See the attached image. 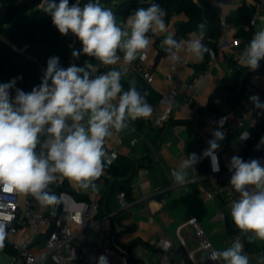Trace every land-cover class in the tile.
<instances>
[{"label": "clouds", "instance_id": "obj_1", "mask_svg": "<svg viewBox=\"0 0 264 264\" xmlns=\"http://www.w3.org/2000/svg\"><path fill=\"white\" fill-rule=\"evenodd\" d=\"M49 15L61 35L73 34L81 49L73 50V59L80 55L94 58L98 64L85 61L82 66L70 63L63 67L58 56L47 59L40 83L25 92L18 88L21 76L0 83V184L7 190L31 195L44 207L60 203V197L51 191L52 185L63 180L74 182L84 189L96 190L95 181L115 159L109 154L106 141L113 132H122L140 118H148L152 106L146 94L134 85L124 90L121 83L128 66L137 58L143 60L144 51L151 44V36L167 33L162 41L166 58L177 63L179 53L186 51L202 60L211 50L203 43L206 23L198 24L199 36L193 33L188 40L175 38L168 30L167 11L156 0L148 7H138L125 20H117L116 12L104 7L101 0H42L38 8ZM120 53L123 54L122 58ZM122 59V63H121ZM264 60V27L258 28L249 43L238 54L241 66L256 71ZM100 72V66H116ZM254 109L264 113V101L251 95ZM227 117L216 122L202 153H190L171 176L177 185L189 182V170L195 171L204 157L211 160L213 172H219L217 150L226 138L223 130ZM264 145L262 137L256 148ZM229 184L238 193L230 204V216L240 237L248 243L264 241V165L259 159L245 161L234 155L229 164ZM5 236V225L0 224V244ZM237 237L223 250L212 249L205 260L221 264H250L244 254V245ZM97 264H109L106 255H100ZM264 264V255L257 258Z\"/></svg>", "mask_w": 264, "mask_h": 264}, {"label": "crops", "instance_id": "obj_2", "mask_svg": "<svg viewBox=\"0 0 264 264\" xmlns=\"http://www.w3.org/2000/svg\"><path fill=\"white\" fill-rule=\"evenodd\" d=\"M247 3L255 5L260 15L257 24L251 30L252 38L258 28L264 27V5L257 6L255 0H247ZM218 5L221 6V13L233 18L242 4L240 0H228ZM116 16L118 22L125 20L122 16ZM185 20L184 14L173 16L166 22L168 30L176 35L177 25ZM198 32L199 30L191 32L183 39L188 40L192 38L193 33L197 35ZM166 35L167 33H160L157 36L164 39ZM68 38L72 51L81 49V44L76 43L73 34L69 33ZM213 48L215 52L211 51V54L212 52L218 54L217 41L214 42ZM161 51L156 45H152L148 65L154 73L153 84H149L141 73L135 70L133 64L128 66L126 75L121 78L129 86L134 85L138 91H145L147 101L152 106V113L148 118H140L131 123L130 127L122 132L114 131L113 136L106 141V150L113 148L119 153L116 162L119 171L128 170L127 176L133 171L135 174L131 184V198H128L133 205L127 210L118 208L117 196L112 204H107L109 186L106 177L108 176L112 183L124 179L109 175L105 168L103 175L95 181L102 191L100 216L106 218L101 239L110 250L117 252L121 257L143 264H158L161 261V250L157 241L163 235H167L175 246L180 248L176 254L178 263L193 264L177 238L178 227L191 216L198 218L208 239L217 250L229 247L234 239L240 237L230 216V204L235 199V194L230 189L229 182L213 184L208 176L210 168L208 157H204L195 165V171L189 170L187 184L177 185L171 176L172 170L178 168L181 161L190 153L199 156L207 149L205 137L212 129L208 126L211 113L206 107L216 88L227 77L229 59L226 57L224 63L213 64L211 55L207 59L204 55L200 60L182 51L179 53L180 60L174 78L169 81L166 77V64L170 61L166 58L167 55L160 56ZM120 55L122 58L123 54ZM76 60L73 59L72 63ZM87 61L98 64L94 58ZM210 66L211 75L205 87L200 91L189 89L188 84ZM112 67L119 68V64L107 66L105 69L108 71ZM172 91L176 95L170 119L160 122V116L169 103L164 100V96ZM251 95H258V92L248 79L240 102L228 115L226 123H233L238 119L239 106L250 105ZM261 122L264 123V113ZM242 135L241 131L236 132L223 148L232 155L244 158L259 156L244 154L250 136L242 138ZM261 155L264 156V149ZM90 190L91 188L84 190L68 180H63L51 188V191L60 197L59 204L64 219H67L69 211L79 209L82 203L89 200ZM208 193L213 194L214 198L207 199L205 196ZM164 198L167 199L166 206L161 203ZM227 220L230 221L229 224ZM186 231V243L190 248H194L197 244L194 232L191 228H187ZM240 238L244 245V254L249 257L250 264H257V258L264 252V241L250 243V248L247 249L245 238ZM87 239L93 241L98 237L89 234ZM205 255L198 254L200 264ZM203 264L211 263L205 260Z\"/></svg>", "mask_w": 264, "mask_h": 264}, {"label": "built area", "instance_id": "obj_3", "mask_svg": "<svg viewBox=\"0 0 264 264\" xmlns=\"http://www.w3.org/2000/svg\"><path fill=\"white\" fill-rule=\"evenodd\" d=\"M255 1L257 6L264 5V0ZM240 3H247V0H240ZM259 17V12L256 11L250 22L252 27L257 24ZM220 32V37L217 40L218 54L212 52L211 60L213 64H222L228 57L227 76L231 77L243 67L238 62V54L245 45L242 38L238 36L237 24L231 21L225 13L220 14ZM150 36L152 42L144 51L143 60L137 58L132 64L149 84H153L154 73L148 65V61L153 44L159 50H163V39L157 35L151 34ZM197 36H199V32ZM206 39L207 33L205 32L202 38L203 43ZM177 64L178 62L173 63L171 61L166 64L167 80H173ZM102 68L105 69L104 66ZM210 75L211 66L201 71L188 84V88L194 91L202 90ZM249 81L257 90L260 100L264 101V60L260 61V67L253 72ZM175 95V92L172 91L164 96V100L169 101V103L166 104V108L160 116V122H166L170 119ZM238 110V119L233 123L224 125L223 130L226 132V138L220 142L221 148L216 153L219 159V172L212 171L211 160L208 158L210 165L208 176L215 185L216 183L229 182L231 177L229 164L234 155L227 152L223 145L229 142L238 131L242 132V138L250 136V129L258 126L262 120L263 113L254 109L252 104L239 106ZM217 121H219L218 116L211 113L208 118V126L212 131L205 137L207 148L209 147L208 141L213 138L212 132L217 126ZM107 151L109 154L115 153V159L111 165L116 164L119 158L117 150L111 148ZM250 159H259L264 165L263 155L244 158L245 161ZM53 186L56 185L51 187ZM229 187L232 190L231 185ZM84 190H89V188ZM232 191L235 194V199H237L239 194L234 190ZM90 194L89 200L82 203L79 209L68 212L67 219H64L63 212L55 219L48 213L50 207L42 206L31 195L19 193L14 189L7 190L3 184H0V224L5 225V236L2 244H0V253L4 257L3 264H97L98 257L102 254L107 256L109 264H143L140 261L133 262L126 257H121L117 252L110 250L102 241L103 222L106 219L100 216L102 191L97 186L96 190H90ZM205 197L207 199L214 198L211 193L206 194ZM117 201L120 210L130 209L133 205L124 190L118 193ZM161 203L166 206L167 199H162ZM187 228H191L194 232L197 242L194 248H190L186 243ZM89 234L98 237V239L93 241L87 239ZM177 238L193 264H200L199 258H197L199 253L207 254L215 249L195 216H191L178 227ZM157 245L161 250V261L158 264H179L176 254L180 248L175 246V243L167 235H163L157 241ZM7 255L9 259L6 258ZM206 261L211 264L219 263V261Z\"/></svg>", "mask_w": 264, "mask_h": 264}, {"label": "trees", "instance_id": "obj_4", "mask_svg": "<svg viewBox=\"0 0 264 264\" xmlns=\"http://www.w3.org/2000/svg\"><path fill=\"white\" fill-rule=\"evenodd\" d=\"M114 1L112 8L116 15L126 17L138 7H148L152 0H101L104 4ZM228 0H156L167 11L165 22L178 14H184L186 20L177 25V40L183 39L189 33L198 30V24L206 23L205 32L207 39L204 43L207 47L215 52L214 42L220 37V14L221 6L218 4L225 3ZM42 0H0V33L9 39L5 41L0 38V83L8 82L10 79L21 76L22 79L17 82V87L25 92L31 91L33 86L38 85L43 75V69L47 66V59L51 56H58L63 67H68L73 61L72 48L70 46L68 35H61L53 26L51 17L38 8ZM58 3L59 0H56ZM75 0H69V4ZM82 3L87 0H81ZM256 12V6L253 4L243 3L236 11L233 18H229L238 26V36L242 38L246 46L251 39L250 25L252 17ZM151 35V33H149ZM76 43L81 44L76 38ZM211 51L205 54L206 59L210 57ZM167 55L164 50L160 56ZM92 59L86 55L79 57L75 63L79 66L85 61ZM100 72L107 71L104 68ZM253 71H248L242 67L231 77L227 76L222 83L216 88L210 97L206 109L209 113H214L219 120L228 115L237 107L243 95L245 85L252 76ZM124 90L129 85L121 80ZM146 94L145 91H139ZM227 123H225L226 125ZM264 137V123L250 129V139L246 144L244 154L261 155L264 145L259 149L256 145ZM242 158H244L242 156ZM109 175L115 178H122L123 181L116 180L110 182L108 176L106 183L109 186L107 191V204H112L113 199L121 190H125L128 198H131V184L135 171L127 176L126 172H120L116 164L106 167ZM53 188V187H51ZM55 193V192H54ZM56 211L53 214L49 209V215L55 219L61 213L60 204L55 206ZM229 224L230 221L227 220ZM239 231V230H237ZM246 248H250V243L245 239ZM5 248V247H4Z\"/></svg>", "mask_w": 264, "mask_h": 264}, {"label": "rangeland", "instance_id": "obj_5", "mask_svg": "<svg viewBox=\"0 0 264 264\" xmlns=\"http://www.w3.org/2000/svg\"><path fill=\"white\" fill-rule=\"evenodd\" d=\"M119 1H122V0H119ZM114 4H115L114 1H111V2H109V3H105L104 5H105L106 7H109V6H112V7H113ZM0 38L4 39L5 41H9V39H8L7 37H5V36H4L3 34H1V33H0ZM6 258L9 259V256L7 255Z\"/></svg>", "mask_w": 264, "mask_h": 264}, {"label": "water", "instance_id": "obj_6", "mask_svg": "<svg viewBox=\"0 0 264 264\" xmlns=\"http://www.w3.org/2000/svg\"><path fill=\"white\" fill-rule=\"evenodd\" d=\"M261 255H264V252ZM3 260H4V257L2 253H0V264H3ZM6 262L8 263V260Z\"/></svg>", "mask_w": 264, "mask_h": 264}]
</instances>
